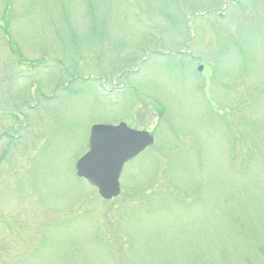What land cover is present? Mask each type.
<instances>
[{"label": "rangeland", "instance_id": "rangeland-1", "mask_svg": "<svg viewBox=\"0 0 264 264\" xmlns=\"http://www.w3.org/2000/svg\"><path fill=\"white\" fill-rule=\"evenodd\" d=\"M122 123L104 201L75 165ZM0 264H264V0H0Z\"/></svg>", "mask_w": 264, "mask_h": 264}, {"label": "water", "instance_id": "water-1", "mask_svg": "<svg viewBox=\"0 0 264 264\" xmlns=\"http://www.w3.org/2000/svg\"><path fill=\"white\" fill-rule=\"evenodd\" d=\"M153 143L148 133L134 131L126 124L95 127L90 151L77 164L78 176L97 187L103 199L117 198L121 193L120 177L125 164Z\"/></svg>", "mask_w": 264, "mask_h": 264}]
</instances>
